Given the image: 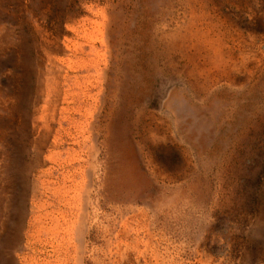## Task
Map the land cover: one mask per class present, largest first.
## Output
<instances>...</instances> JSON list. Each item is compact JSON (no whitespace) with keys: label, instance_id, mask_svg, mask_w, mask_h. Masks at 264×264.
Listing matches in <instances>:
<instances>
[{"label":"rangeland","instance_id":"obj_1","mask_svg":"<svg viewBox=\"0 0 264 264\" xmlns=\"http://www.w3.org/2000/svg\"><path fill=\"white\" fill-rule=\"evenodd\" d=\"M47 261L264 264V0H0V264Z\"/></svg>","mask_w":264,"mask_h":264},{"label":"bare ground","instance_id":"obj_2","mask_svg":"<svg viewBox=\"0 0 264 264\" xmlns=\"http://www.w3.org/2000/svg\"><path fill=\"white\" fill-rule=\"evenodd\" d=\"M69 218V217H68ZM67 219V218H66ZM66 222H65V226L63 227V231H65V235L64 234H61V236H60V241L62 242H58V246H62V245H64V243H66V242H68V240H69V235H70V233L72 232V230H73V226L71 225V221H70V219H67V220H65ZM60 226V223H57L56 225H55V230H54V234H55V232L57 233V228ZM81 228V227H80ZM78 229H79V227H78ZM81 230V229H80ZM80 230L78 231V232H80ZM82 231V230H81ZM63 233V232H62ZM57 235V234H56ZM58 236V235H57ZM56 238V237H55ZM68 246V245H67ZM66 245H65V247H67ZM78 259V261H80V258L78 257L77 258ZM47 263L49 264V262L47 261ZM60 264H62V263H60ZM79 264H81V262H79Z\"/></svg>","mask_w":264,"mask_h":264}]
</instances>
